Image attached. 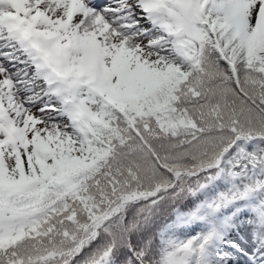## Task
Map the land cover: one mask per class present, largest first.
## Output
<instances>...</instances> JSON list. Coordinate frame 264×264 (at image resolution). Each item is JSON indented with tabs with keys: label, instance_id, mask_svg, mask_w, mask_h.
Listing matches in <instances>:
<instances>
[{
	"label": "snow or ice",
	"instance_id": "1",
	"mask_svg": "<svg viewBox=\"0 0 264 264\" xmlns=\"http://www.w3.org/2000/svg\"><path fill=\"white\" fill-rule=\"evenodd\" d=\"M0 264H264V0H0Z\"/></svg>",
	"mask_w": 264,
	"mask_h": 264
}]
</instances>
